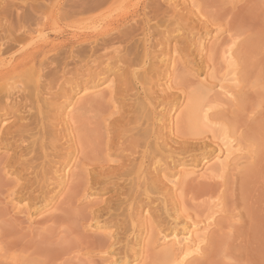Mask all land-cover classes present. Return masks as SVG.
<instances>
[{"label": "rangeland", "instance_id": "rangeland-1", "mask_svg": "<svg viewBox=\"0 0 264 264\" xmlns=\"http://www.w3.org/2000/svg\"><path fill=\"white\" fill-rule=\"evenodd\" d=\"M70 1L45 0L43 7L47 6L44 9L47 16L40 20L45 23L42 37L38 38V34L33 33L35 42L25 39L3 58L17 55L21 48H39V61L43 56L68 61L69 45L80 34L81 39L89 38L106 28L102 25L96 28L95 22L103 24L107 17L121 19L127 16L128 22L120 30L121 39L113 42H134L132 45L136 44L137 48L131 50V54L142 53L143 42H148L150 46L151 42H163V48L169 52L168 57L173 55L176 59L174 64H177L182 77L181 83L187 84L185 87L203 86L210 90L205 102L212 107L209 129L218 140L226 136L234 141L237 163H232L220 177L219 174L211 178L200 176L203 173L201 170L196 178L194 176L181 183L182 170L193 166L201 169L203 159L212 152L216 154L213 149L220 143L218 140L212 142V134L202 135L194 140L195 143H192L193 139L191 142L190 138L183 137L179 140L182 154L174 156L177 158L173 159L174 164L171 162L169 168H162L157 178L154 177L161 179L162 185L157 188L159 193L150 192V196L152 200H160L148 203L142 196L141 188L131 201V211L123 212L126 206L122 205L123 211L118 214L114 213V208L120 205L115 203L120 191L114 189L89 190L86 196L75 187L69 190V185H66L61 192L57 188L51 189L49 197L40 203L35 190H26L31 175L22 167L10 170L21 152L11 145L1 146L0 264H125V260L132 264H163V253L171 245L170 233L190 230L188 225L194 221L203 226L207 216L206 222L207 219L212 220L205 231L202 250L185 264H264V0H175L179 12L174 19L185 27L183 34L179 35L164 33L174 27L169 24L174 21V14L169 4L161 0H118V5H121L112 13L103 14V9H99L81 15L85 22L79 29L71 23ZM28 6V0H0V36L12 30L17 22L16 15L27 12ZM159 11L164 13L158 15ZM142 21L148 22L149 29L145 33L139 27ZM136 22L139 24L136 25ZM33 29L37 30L38 26L33 25ZM230 40L234 41L235 59L233 67L227 68L220 60L218 47ZM91 41L88 39L86 42ZM54 45L59 47L50 51ZM82 45L88 48V44ZM172 47H175V54H172ZM84 51L82 49L77 55H86ZM148 53L150 57L154 55L151 47ZM231 70L233 73H230ZM47 71L53 73L51 81L54 88L72 78L69 74L61 75L59 67L55 70L49 67ZM222 86L224 89H221ZM224 90L231 96L225 95ZM54 91L57 95L61 93V89ZM89 96L83 99L88 100ZM59 101L62 103L63 99ZM184 105L181 104L175 112L162 111L161 123L170 127L168 119L173 120L176 114L183 111ZM13 121L11 116L0 117V131L8 128ZM185 127L181 132L187 131ZM185 162L188 166L184 165ZM171 182L177 183L172 186ZM178 194L182 195L178 199L181 210L174 212L177 203L173 197ZM161 200H164L168 213L162 208ZM129 214L136 228L134 233L131 230V235ZM148 215H151L150 222L155 231L153 240L145 246L148 236L143 235L146 242L140 246L132 237L143 228L144 218ZM187 216L190 220L185 221ZM175 222L179 225H174ZM163 236H169L168 243L162 242Z\"/></svg>", "mask_w": 264, "mask_h": 264}, {"label": "bare ground", "instance_id": "bare-ground-1", "mask_svg": "<svg viewBox=\"0 0 264 264\" xmlns=\"http://www.w3.org/2000/svg\"><path fill=\"white\" fill-rule=\"evenodd\" d=\"M28 1L27 12H23L22 15L17 14V22L12 30H7L8 34L0 36V117H14L11 125L0 131V147L11 145L21 152L18 160L12 163L10 170L15 171L22 167L23 171L31 175L26 190H35L40 203L47 199L51 189L57 188L61 192L66 185H69V190L75 187L85 195L89 190L99 188L119 190V197L115 203L120 205L116 208L112 207L114 213L118 214L123 211L122 205L126 206L123 212L131 211V201L141 188L145 201L148 203L157 201L159 198L152 200L150 196V192L159 193L157 188L162 185L161 179H156V175L162 168H169L168 164L174 162L173 159L178 157L177 154L180 152L182 154L179 140L186 137L190 138L191 142L193 139L192 143H195L194 140L204 134H212V142L218 140L208 125L212 107L207 106L205 102L208 101L210 90L203 86L185 87L184 85L187 84L181 83L182 77L177 70V64H174L176 59L173 55L172 58L168 57L169 52L167 48L166 50L163 48V42H151V46L148 42H143V52L133 54L131 50L135 51L137 48L136 44L132 45L134 42H113L121 39L120 30L126 26L127 16L121 19L107 17L102 21L103 24L95 22L96 28L101 25L106 28L89 38L81 39L80 34L76 41L69 45L70 53H67L66 57L68 61L51 60L45 56L39 61L37 59L39 48L35 50L21 48L17 55L5 59L3 55L15 46H19L25 39L35 42L33 33L38 34V38L42 37L45 23L40 20L47 16V12H44L47 6L43 7L45 0ZM161 1L168 3L172 8L174 19L179 12L175 0ZM70 2L68 10L73 17L71 23L78 29L85 22L81 15L99 9H103V14L112 13L121 5V3L118 5V0H71ZM163 13L159 11L158 15ZM177 22L175 19L170 21L169 24L174 27L172 30H165L164 33L183 34L185 27ZM33 25H37L38 29H33ZM139 27L142 33H145L149 29L148 22L142 21ZM88 39L92 41L86 42ZM82 44H88V48ZM233 45L234 41L230 40L229 43L218 47L220 60L227 68H232L234 65ZM76 46H79V49ZM58 47L59 45H54L50 51ZM149 47L153 50L152 57L148 53ZM174 48L172 47V54L176 52ZM82 49H85L86 55L78 56L77 53ZM49 67H53L54 70L59 67L61 75L69 74L72 78L58 88H54L51 81L54 79L53 73L47 71ZM230 73H233V70ZM54 89H61V93L57 95ZM224 91L225 95H230V92ZM86 95H90L88 100L83 99ZM61 99L64 104L59 103ZM183 103H185L183 111L176 114L173 120L168 119L171 122H169L170 127L167 124L164 126L160 121L162 118L160 113L175 112ZM184 126L187 130L185 133L181 132ZM218 141L220 143L213 149L217 153H208L209 156L202 161L201 169L193 166L182 170L181 183L194 176L196 178V174L201 170L203 173L200 176L211 178L219 174L220 177L232 163L236 162L238 154L234 141L226 136ZM184 165H187L186 162ZM164 178L163 180L167 181ZM176 183L171 182V185L175 186ZM179 194L173 197L176 198L177 203L174 212L180 209L178 199L182 195ZM161 204L166 211L164 200ZM150 217L151 215L145 217L143 228L138 230L137 235H132V239L138 241L140 246H144L146 242L143 241V235L148 236L145 246L153 240L152 235L155 231ZM128 218L131 235V230L134 233L136 228L134 229L133 221L131 223V214ZM173 218L172 220L176 221L178 217ZM206 218L203 226L194 221L188 225L191 227L190 230L178 231L179 233H175V230L170 233L172 238L162 237L164 244L168 243V238L171 239L169 249L165 250L162 256L163 264H185L199 254L204 244L205 231L212 220L207 219L206 222ZM184 219L190 220L188 216ZM174 225L179 224L175 222ZM134 261L135 259L132 260L133 263ZM124 263L132 264L126 263V260Z\"/></svg>", "mask_w": 264, "mask_h": 264}]
</instances>
